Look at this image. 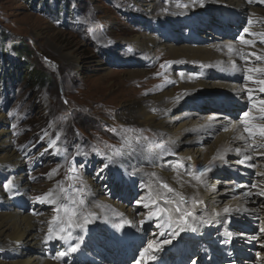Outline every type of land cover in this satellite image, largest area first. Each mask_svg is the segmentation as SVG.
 Listing matches in <instances>:
<instances>
[{"label": "rangeland", "instance_id": "rangeland-1", "mask_svg": "<svg viewBox=\"0 0 264 264\" xmlns=\"http://www.w3.org/2000/svg\"><path fill=\"white\" fill-rule=\"evenodd\" d=\"M156 1L159 6L150 13L143 0H0V115L4 119L0 129L5 126L9 130L11 142L20 152L26 178L32 186L28 190L29 197L22 196L13 187L12 171H0V213L10 211L14 206L29 212L31 206L39 204L44 206L33 208L34 215H48L52 204L46 206L36 200L52 189L56 208H61L62 221L55 230L62 229L55 243L62 244L59 237L73 232L71 227L75 226V218L89 222L97 217L91 208L93 193L86 184L87 179L96 177L100 180L107 169L112 170L115 181L121 180V186L124 185L125 179L122 174H117L115 163L125 165L128 158H138L137 161L143 163L149 157H155L159 161L175 162L177 170L184 174L200 177L197 168L180 160L174 142H169L165 133L145 126L138 119L137 109L154 105L156 97L164 91L180 95L179 78L203 79L213 74L227 82L232 81L229 76L237 72H224L219 67L205 72L198 63L173 60L162 50L139 48L135 39L145 34L153 35L159 45L222 43L244 38L246 21L242 25L238 23L237 16L224 5L199 3L198 0ZM190 5L200 7L191 16L186 14ZM255 6L264 19V3L257 2ZM192 17L197 26L210 22L212 32L199 30L194 34L195 25L189 30L186 24ZM227 22L237 25L231 30L226 28ZM163 23L171 25L174 31L166 35ZM172 33L180 34L182 38H173ZM27 63L46 74L49 82L39 86L23 80ZM224 84L203 86L195 94L196 103L199 100L204 101L202 105L207 102L201 110L203 115L218 109L219 102L231 101L235 107L242 104ZM242 112L241 107L236 111L235 119ZM183 134L179 136L180 140H183ZM205 135L191 136L192 139L185 142L191 149L200 144L209 148L214 144L215 136ZM107 162L110 165L105 167ZM129 167L134 170L131 163ZM101 168L103 172H100ZM133 182V185L127 182L130 188H137L131 192L129 203L139 212H146L149 208L140 204L144 203L140 196L145 181L138 173ZM157 184L163 188L164 182ZM118 191H112L113 198H117ZM230 199L228 194L225 200ZM127 220L121 219L122 224ZM244 220L252 219L245 216ZM234 222L240 231L254 226H245L236 219ZM140 226L142 229L146 226L147 232L157 229L155 221ZM111 238L113 242V235ZM147 238L145 232L136 243V252L144 247ZM63 240L68 243V238ZM116 241H119L117 237ZM70 244L75 246L73 241ZM2 248L0 243V264L13 259V255ZM196 255L193 253L187 263L191 264ZM132 259L130 257L129 261Z\"/></svg>", "mask_w": 264, "mask_h": 264}, {"label": "bare ground", "instance_id": "bare-ground-1", "mask_svg": "<svg viewBox=\"0 0 264 264\" xmlns=\"http://www.w3.org/2000/svg\"><path fill=\"white\" fill-rule=\"evenodd\" d=\"M143 1L150 13L155 12L159 6L156 0ZM198 1L224 5L237 16L238 23L242 25L246 21V36L226 40V43L213 41L203 45H159L153 35L144 34L136 37L135 43L144 50H162L171 55L173 60L198 63L205 72L214 67H219L224 72H237L230 75L232 81L227 82L213 74H206L207 77L203 79H193L192 76L191 79L179 78L180 95L164 91L156 97L154 105L139 106L137 109L138 119L145 126L155 127L165 133V138L174 142L180 160L197 168L200 177L184 174L177 170L175 162L159 161L155 157H149L143 163L141 160L137 161L138 158H128L129 161L123 166L115 163L114 166H118L117 174H122L125 179L124 185L121 186V180L115 181L112 170L107 169L100 180L96 177L87 179L86 184L93 193L91 208L97 217L89 222L77 221L75 218V226L71 227L73 232H66L61 236L63 239L68 238V243L59 237L62 244L55 243L62 231H55L62 224L59 212L61 208H56L55 194L49 189L44 196H38L47 197L44 201L46 206L52 204L48 215H34L33 208L42 209L44 206L39 204L31 206L29 212H23L14 206L12 210L10 208V211L0 213V243L4 247L2 249L13 255L12 260L3 264H188L193 253H197V260L193 258L191 264H217L223 261L219 238H225L231 244L238 264H264V231H261L264 229V195H260L264 192V175H257L264 173V137L260 136L257 128L264 126V111H261L264 108V92L259 91L262 85L255 83L264 79V71H248L249 68L264 70V19L255 6L259 0H253L252 3L247 0ZM197 6L190 5L186 14L194 15L200 9ZM186 24L189 30L195 25L194 34L199 30L212 32L210 22L197 26L194 17L187 20ZM162 25L166 35H169L173 30L171 25ZM235 25L237 23L227 22L226 28L233 30ZM218 29L224 31L223 28ZM170 35L176 39L182 38L180 34ZM180 41L184 42L182 39ZM223 83L225 87L228 86L226 88L229 93L234 92L242 104L235 107L231 101H225L226 104L219 102L218 109L203 115L201 110L207 102L204 105L201 100L196 103L195 94L203 86ZM241 107L243 112L235 119L236 111L241 110ZM245 112L250 115L245 117ZM0 125H4L3 115H0ZM248 127L254 129V136L245 131ZM202 133L205 136H215L214 144L209 148L200 144L191 149L185 141ZM181 134L185 139H179ZM249 156L251 159H247ZM130 163L134 170L129 167ZM107 164L109 166L110 162ZM0 171H12L13 187L22 196L29 197L28 190L32 186L26 178L20 152L13 146L9 130L5 126L0 129ZM138 173L145 181L140 196L144 203L140 204L149 208L146 212H139L136 206L129 203L131 192L136 187L130 188L127 182L133 185V177ZM227 176L230 178L227 179ZM158 182L167 183L172 191L159 187ZM117 190V198H113L112 191ZM228 194L231 199L225 200ZM261 196L263 197L260 198ZM225 207L230 209L229 214L223 212ZM245 216L252 220H244ZM121 219L128 220L122 224ZM234 219L245 226H254L240 231ZM148 221H155L157 229L149 232L146 231V226L142 229L140 224L145 225ZM145 232L148 233L147 242L136 252V243ZM76 233L81 235L74 236ZM116 237L119 241H116ZM165 239L168 240L167 243L164 242ZM71 241L74 245L79 244V254L70 251ZM149 243L160 247L149 252L148 255L152 258L145 260L142 253ZM60 252H67V255L61 257ZM130 257H133L131 261Z\"/></svg>", "mask_w": 264, "mask_h": 264}, {"label": "snow or ice", "instance_id": "snow-or-ice-1", "mask_svg": "<svg viewBox=\"0 0 264 264\" xmlns=\"http://www.w3.org/2000/svg\"><path fill=\"white\" fill-rule=\"evenodd\" d=\"M247 2H248V3H252L253 0H247ZM259 2L264 3V0H259ZM244 31H247V29H245ZM245 43H248V42L245 41ZM248 71H249V72H261V71H264V70L259 69V68H249ZM249 79H251V77H249ZM255 83L262 85V87L259 89V91H260V92H264V79H262V80H257V81H255ZM262 104H264V101H262ZM261 111H264V108H261ZM249 115H250L249 112H245V113H244V116H245V117H248ZM257 128H258V131H259L260 136H261V137H264V126H257ZM245 131L248 132L250 135H253V136L255 135V131H254V129H253L252 127L245 128ZM106 159H107V158H106ZM247 159H251V157L249 156V157H247ZM241 163H243V161H241ZM105 167H108V164H107V163L105 164ZM103 171H104V169L101 168V169H100V172H103ZM98 174H99V173H98ZM257 175H264V173H258ZM4 187H5L6 189L8 188L7 185H5ZM162 187H163L164 189H166L168 192H171V191H172V189L169 187V185H168L167 183H164V184L162 185ZM253 187H255V185H253ZM49 195H51V193H49ZM260 195H264V192L260 193ZM38 199L40 200V202H44V201L47 199V197H40V198H38ZM161 211H163V209H161ZM223 212L226 213V214H229V213H230V209H229L228 207H225V208L223 209ZM73 214H74V213H73ZM150 218H151V217H150ZM57 219H59V218H57ZM49 231H51V229H50ZM261 231H264V229H262ZM60 239H63V237H60ZM164 242L167 243L168 240L165 239ZM78 247H79V244H76L75 246H73V247L70 248V251L74 253V252L77 251V248H78ZM159 247H160V246L157 245V244H155V243H149V244H148V247H147L146 249H144V252L142 253L143 258H144L145 260H150L152 257H150V256L148 255V253L151 252L153 249H156V248H159ZM59 255H60L61 257H64V256L67 255V252H60ZM137 264H139V262H137Z\"/></svg>", "mask_w": 264, "mask_h": 264}, {"label": "trees", "instance_id": "trees-1", "mask_svg": "<svg viewBox=\"0 0 264 264\" xmlns=\"http://www.w3.org/2000/svg\"><path fill=\"white\" fill-rule=\"evenodd\" d=\"M27 52V51H25ZM35 67H32L31 63H27V66L24 67L23 71L27 72L24 73V76L22 79H27L31 82H33L34 85H43L45 83H48L49 81L47 80L48 76L46 74L41 73L40 71H37L34 69ZM26 76V77H25ZM47 80V81H46Z\"/></svg>", "mask_w": 264, "mask_h": 264}]
</instances>
